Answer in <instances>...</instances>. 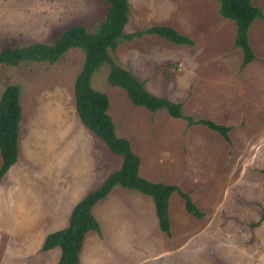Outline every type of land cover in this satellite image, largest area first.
Returning a JSON list of instances; mask_svg holds the SVG:
<instances>
[{"label":"rangeland","instance_id":"rangeland-1","mask_svg":"<svg viewBox=\"0 0 264 264\" xmlns=\"http://www.w3.org/2000/svg\"><path fill=\"white\" fill-rule=\"evenodd\" d=\"M250 1L264 13V0ZM128 4L126 33L169 25L192 44L143 35L120 42L117 61L148 91L180 102L184 115L229 126V141L165 110L134 106L107 83L106 67L96 72L91 86L108 96L140 176L177 185L203 216L187 213L172 193L166 234L151 197L115 186L93 207L100 232L86 234L80 263L264 264V20L248 29L254 60L242 67L235 23L219 14L218 0ZM106 9L103 0H0V50L53 43L73 24L93 30ZM83 60L71 48L53 64H0V95L15 84L21 106L18 157L0 181V264H56L58 248L39 250L45 236L67 226L76 202L121 166L75 112L72 84Z\"/></svg>","mask_w":264,"mask_h":264},{"label":"trees","instance_id":"trees-1","mask_svg":"<svg viewBox=\"0 0 264 264\" xmlns=\"http://www.w3.org/2000/svg\"><path fill=\"white\" fill-rule=\"evenodd\" d=\"M107 4L104 19L93 30L81 24H73L61 32L53 43L30 42L0 50V64L17 65L20 62L55 63L71 48H79L84 60L77 72L73 87L75 112L82 124L101 139L109 150L122 158L121 166L108 175L95 189L85 194L72 208L69 224L48 233L39 250L58 248L56 264H81L80 252L89 231L100 232L93 213L94 205L104 198L115 186L137 191L152 198L158 227L169 234V199L177 193L184 201L190 215L200 218L203 213L190 199L189 193L175 184L153 182L140 176V158L132 150L130 142L116 134L115 124L108 113V96L93 86V75L107 68V83L123 89L134 106L150 112L165 110L174 118H183L189 125L200 124L218 132L229 141V126L217 124L209 119L194 120L182 112V104L148 91L142 81L123 67L114 56V50L123 40H132L143 35H155L176 44H192V40L169 25H151L131 33L124 31L128 21V0H103ZM219 14L235 23L234 46L241 50V66L254 60L248 42V29L256 19L264 20L262 10L250 0H218ZM0 95V179L16 162L19 149V122L21 119L20 89L15 84L5 85ZM264 174V169L261 170ZM264 220V210L261 215ZM257 223H254L256 225Z\"/></svg>","mask_w":264,"mask_h":264},{"label":"crops","instance_id":"crops-1","mask_svg":"<svg viewBox=\"0 0 264 264\" xmlns=\"http://www.w3.org/2000/svg\"><path fill=\"white\" fill-rule=\"evenodd\" d=\"M0 163H1V162H0ZM8 170H9V169H8ZM8 170H7V171H8ZM6 173H7V172H6ZM6 173L2 176V178L6 175ZM2 178H1V179H2ZM1 179H0V181H1ZM98 186H99V185H98ZM98 186H97V187H98ZM80 199H81V198H80ZM80 199H79V200H80ZM79 200H78V201H79ZM78 201H77V202H78ZM77 202H76V203H77ZM73 207H74V206H73ZM65 227H66V226H65ZM63 228H64V227H63ZM58 258H59V257H58Z\"/></svg>","mask_w":264,"mask_h":264}]
</instances>
